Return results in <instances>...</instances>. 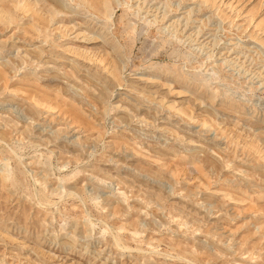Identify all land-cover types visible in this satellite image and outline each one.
<instances>
[{"label": "rangeland", "instance_id": "1", "mask_svg": "<svg viewBox=\"0 0 264 264\" xmlns=\"http://www.w3.org/2000/svg\"><path fill=\"white\" fill-rule=\"evenodd\" d=\"M0 264H264V0H0Z\"/></svg>", "mask_w": 264, "mask_h": 264}, {"label": "bare ground", "instance_id": "2", "mask_svg": "<svg viewBox=\"0 0 264 264\" xmlns=\"http://www.w3.org/2000/svg\"><path fill=\"white\" fill-rule=\"evenodd\" d=\"M40 106V105H39Z\"/></svg>", "mask_w": 264, "mask_h": 264}]
</instances>
